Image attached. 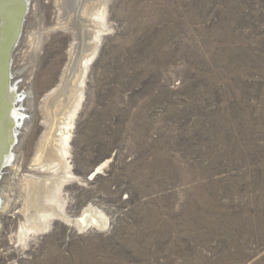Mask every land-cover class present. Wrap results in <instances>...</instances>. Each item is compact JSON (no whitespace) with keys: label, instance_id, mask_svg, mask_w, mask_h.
I'll return each instance as SVG.
<instances>
[{"label":"rangeland","instance_id":"1","mask_svg":"<svg viewBox=\"0 0 264 264\" xmlns=\"http://www.w3.org/2000/svg\"><path fill=\"white\" fill-rule=\"evenodd\" d=\"M30 3L18 52L30 55L16 64L32 62L35 102L19 107L17 169L2 183L19 193L0 212V264H264V0ZM97 8L105 26L62 159L76 90L43 97ZM83 215L106 226L69 222Z\"/></svg>","mask_w":264,"mask_h":264},{"label":"bare ground","instance_id":"2","mask_svg":"<svg viewBox=\"0 0 264 264\" xmlns=\"http://www.w3.org/2000/svg\"><path fill=\"white\" fill-rule=\"evenodd\" d=\"M30 1L31 0H27V3L25 4V5H27L26 14H24L25 16L23 17L24 20H23V24H22V30L20 31L21 34L18 35V31L16 30V21H17L16 17L21 15V10H22V12H24L23 11V7H21L19 5L21 0H0V15H3L2 16L3 17L2 18V23L4 22L3 27L1 29L3 35L0 36V153L3 151V149H4L3 147L7 144V136L5 135L6 134V125H8L10 123L9 122L10 120L14 119V118L13 119L9 118L10 113L8 114L6 112V109H5L6 105L9 104L10 98H9V96L5 95L6 96V100H4L5 98L2 95L3 94V77H4V74L8 71L4 55H7L9 53V52L7 53L8 45H9V43L12 42V40H14V42H15L17 36H19L18 42L16 43V46H15V48L13 50V53H12V56H10L11 57V61H10V69L9 70H10L11 75H12V80H11L12 82L11 83L15 84L14 82L19 80V78H20V81L18 83L19 84V90H16V91L14 90V91L15 92H20L21 89H25L24 91L27 92V90L29 89V88H27V87H29V83H27L28 82L27 81L28 80L27 77H28V73H29V66L32 67V64H31L32 62L31 63L28 62L27 65L26 64L24 65V67H23V65H19V63L18 64H16V63L19 61V59H24V61H25V59H27L25 56H27V54H29V52L28 53L27 52L26 53L25 52L22 53V51H21V53H18V52H19V50H21V47L23 46V45L21 46V43L24 40V35H25V32H26L25 30H26L27 23H28V20H29L28 17H30V13H31V5L30 4H32V3H30ZM103 10L99 11V9L97 8V10L92 14V16H95V18H91V19L87 20L89 23H91V26L93 28H96V29H94L93 31H91L89 33V35H90L89 36V39H90L89 42L86 41L87 39L84 40V41L80 40V42H78L76 47L73 46L75 48V51H78L77 54H75L74 53L75 51L73 52V49H71V53H70V56H71L70 60L71 61H69V63L67 64V66L65 68V71H63L64 72V74L62 75V80L63 81L60 84V86H58L57 88L55 87V89H53L52 91H50L49 93H47L43 97L44 98L43 100L45 101L44 104L47 106L48 104L51 105L52 102L54 103L55 99H58V98H55L58 95L61 94L63 97H66L65 96L66 93L68 91H71L70 90L71 88L74 87L73 89L76 90L75 97L74 98L72 97L74 99L73 103H72L73 106H71L72 109L69 110L68 113H66L67 115L65 117V120L63 119L64 121L61 123V125L57 129L56 137H57V139H59L58 140L59 141V145H58L59 149H57L59 153H57V157L61 155L62 159H65L66 155L68 154L66 149H67V146H68V141L70 139L69 138L70 130L73 127L72 122H73V118H74L75 113H76L75 110L78 109V107L80 105L81 98L83 97L82 93H83V87L84 86H82V85H84L86 72H88V67L91 64L92 59H94L95 55L97 54L98 41H99V39L102 36L101 33H103V28L102 27L105 26V23L103 22V20H105V12ZM96 19H98V21L101 22V23H98V21H96ZM100 24L102 25V27L100 26ZM13 33H14V36H15L14 38L12 36ZM86 35H87V33H86ZM80 37H82V36H80ZM83 38L85 39V36ZM32 52L34 53V51H31V53ZM34 56H35V54H34ZM30 58H32V57H30ZM18 68H20V69H18ZM21 68H22V70H21ZM16 69H18V71L20 73L15 72V71H17ZM15 86H16V84H15ZM26 92H24L22 95H26L27 96L26 99H28V100H24V99L21 98L19 103H18V106L21 109H23L26 101H28V103H27V105H25V107H28V105L32 106V105H30V103H31L30 101H33L32 100L33 97L28 96L29 94H28V92L27 93ZM19 97H21V95ZM66 99H68V98H66ZM33 102H35V101H33ZM51 107L53 108V106H51ZM30 111H31V109H30ZM22 113L28 115L27 111H23ZM24 117H22L21 119H18L17 123H21V125L23 123L26 124L27 122H25V121H27V120ZM62 117H63V115H62ZM54 122H56V120H54ZM22 129H23V127H22ZM19 130H20V128H19ZM21 138L22 137H20L18 135V142L15 144V146L12 147L10 156L7 158V160H5L7 165L2 170V173H1L2 177L0 179V212H1V209H4L8 205V202H10V200H8V199H10V198L13 199V197L16 194L19 193V190L16 188V186H18V185L15 184V181H13V182L11 181L6 186H3L2 183H3V179H5V177H4L6 175L5 173H8L10 171H14L15 172L16 169H17L16 168V166H17V163H16L17 156L15 154H16V152H18V147L20 146L21 141H22ZM48 139H49V137H48ZM50 139H52V136L50 137ZM45 143H47V142H45ZM13 152H15V154H13ZM43 164H44V161L42 160L40 162V165H43ZM60 165L61 164H56V163L51 162L48 165H46L45 168H48V167L52 168L53 167L55 169V168H57ZM43 167L44 166H39V169L43 168ZM27 181L32 182V184L34 183V181H32L30 179L27 180ZM29 184H31V183H29ZM25 189L27 190L28 187L27 188L25 187L24 190ZM9 193H11V194H9ZM51 201H54V200H52V198H51ZM51 204L44 205V206L41 205L40 209H44L43 211H45V212L42 211V213L38 214L39 216L37 215V216H35V218L27 220L26 224L24 223L25 226L24 225L23 226L25 227L24 230L26 232H28L30 230H35L36 228L32 227L34 223H36V222H41L42 223V221H45L46 219H48V217H50V215H52V213H49L50 207H52ZM27 212L32 217V215H34L36 211H33L31 213V210H28ZM87 217L85 215H83V216H81L80 219L76 218L74 220H70L69 222L73 223V225L75 224L77 227H80V225H86L87 226L88 224H91V225L94 224V225H96L98 227L106 226L105 223H103V222L100 223L99 220H97L95 218H91L90 217L91 219L89 218L88 221H87ZM85 223H87V224H85ZM43 224L46 226L45 222H43ZM35 231H37V230H35Z\"/></svg>","mask_w":264,"mask_h":264},{"label":"water","instance_id":"3","mask_svg":"<svg viewBox=\"0 0 264 264\" xmlns=\"http://www.w3.org/2000/svg\"><path fill=\"white\" fill-rule=\"evenodd\" d=\"M27 3V0H21L20 2V6L23 7V11L21 10V15H19L17 18V21H16V30L18 31V35L21 34V30H22V24H23V17L25 16L24 14H26V9H27V5H25ZM23 13V14H22ZM3 15H0V36L3 35L2 33V27H3V24L4 22L2 23V17ZM13 38L15 37L14 36V33H13ZM18 39H19V36L16 37V40L14 42V40H12L11 43H9L8 45V50H7V55H4L5 56V62H6V66H7V72L4 74V77H3V96H4V100H6V96H9L10 98V101H9V104L6 105V112L9 114L10 113V116L9 118H14L13 120H10L9 124L6 125V136H7V144L3 147V151L0 153V179L2 177L1 173H2V170L5 168V166L7 165L6 164V161L7 158L10 156L11 154V150H12V147L15 146V144L17 143V140H18V134H19V128H20V125L21 123H17L18 119H21L22 118V110H20L19 106H18V103H19V99H20V93L18 92H15L17 90V87H15L13 85V83H11L12 81V75H11V72H10V61H11V57L12 56V53H13V50L16 46V43L18 42ZM15 90V91H14ZM13 110V111H12Z\"/></svg>","mask_w":264,"mask_h":264}]
</instances>
